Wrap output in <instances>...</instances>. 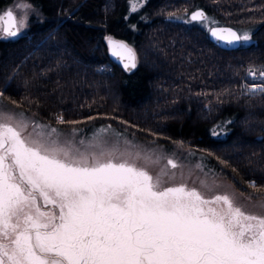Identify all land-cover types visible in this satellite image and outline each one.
<instances>
[{"label":"trees","instance_id":"obj_1","mask_svg":"<svg viewBox=\"0 0 264 264\" xmlns=\"http://www.w3.org/2000/svg\"><path fill=\"white\" fill-rule=\"evenodd\" d=\"M27 1L25 31L0 39L4 102L60 128L109 123L196 150L239 192L264 196V90H240L264 65V0ZM198 7L216 25L252 27L253 40L218 48L188 21ZM107 36L132 46L133 71L110 59Z\"/></svg>","mask_w":264,"mask_h":264},{"label":"snow or ice","instance_id":"obj_2","mask_svg":"<svg viewBox=\"0 0 264 264\" xmlns=\"http://www.w3.org/2000/svg\"><path fill=\"white\" fill-rule=\"evenodd\" d=\"M205 19L202 11L190 17ZM23 26L11 10L0 15V35ZM210 33L228 44L251 39L225 28ZM108 43L126 69L136 66L127 44ZM126 145L100 136L76 145L0 112V264H264V215L227 194L164 186L166 173L148 171L153 157Z\"/></svg>","mask_w":264,"mask_h":264},{"label":"rangeland","instance_id":"obj_3","mask_svg":"<svg viewBox=\"0 0 264 264\" xmlns=\"http://www.w3.org/2000/svg\"><path fill=\"white\" fill-rule=\"evenodd\" d=\"M6 9L13 12L17 21L21 19L24 20V26L19 30L16 36L21 35L25 31L28 26L27 23L29 17L36 12V9H34L31 3L27 0H13L6 7H2L0 15ZM188 21L192 22L189 17ZM214 22L212 16H206L205 20L196 23L201 28L208 30L211 25H216ZM236 29L239 35L247 34L251 37L248 41H241V44L244 45L253 40L252 31L254 29L252 27L236 26ZM4 37L5 36L0 35V39H4ZM129 46L132 48L131 45ZM262 69H264V65L247 68L245 76L242 79L243 81L240 84V90L243 91V93H251L252 86H255L254 82H258V79L249 78L247 72L254 70L256 74H258L259 70ZM261 83L264 88V77L263 80H261ZM0 112L13 115L22 114V116L29 122L48 126L49 129H56L57 134L62 139L72 141L76 145H80L81 141L85 142V145H87L89 142H93L98 136L103 137L113 144L118 142L122 150L127 146L126 142H131V145H134L131 149L132 151L140 150L153 157L155 162L148 164V171L151 175L155 177L162 173L167 174L163 176V179L166 181L164 186L186 184L189 188H196L201 191L206 198H211L218 194H227L246 212L264 215V196H249L239 192L229 180L223 178L219 168L216 167L210 158L196 150L181 148L175 144L162 141L157 142L154 140L137 139L129 130L116 129L109 123L85 125L84 127L60 128L56 125H50L48 122L36 120L31 114L4 102L1 97ZM28 131H32L31 126ZM213 135L221 136L222 132L215 129ZM169 159L175 163V168H172L171 165L168 164Z\"/></svg>","mask_w":264,"mask_h":264},{"label":"water","instance_id":"obj_4","mask_svg":"<svg viewBox=\"0 0 264 264\" xmlns=\"http://www.w3.org/2000/svg\"><path fill=\"white\" fill-rule=\"evenodd\" d=\"M6 11H9V9H6L5 11H3V13H5ZM196 11H202V12H204L205 17H206V12H205V10H204L203 8H201V7H198V8H196V9H194V10H191V11L188 13V17L190 18V17H191V14H192L193 12H196ZM3 13H2V14H3ZM2 14H1V15H2ZM14 16H15V15H14ZM195 22H199V21H195ZM211 28H225V29H231V30L235 31L238 35H239V33H238L237 29L234 28L233 26L231 27V26H227V25H223V24H221V25H211L210 28H209L208 31H207V37H208V38L210 39V41H212V42H213L218 48H220V49H225V50H233V49L239 47V45L241 44V41H238V42H235V43H232V44H228V43H226V42H223V41L217 40L216 38H214V37L211 36V33H210V29H211ZM14 37H15V36H14ZM14 37H11V38H14ZM109 38H111L113 41L123 42V43L127 44L128 46H129V44H128L127 42H125V41H122L121 39L116 38L115 36H113V37H107V38L105 39L106 48H107V54H109L110 59H111L113 62H115L116 64H118V65L122 68V70H123L124 72H125V71H126V72H131V71H133L135 67H134V68L129 67V68H127V69L124 67V64L127 63V60L122 61V60H120V59H118L117 57H115V56L112 55L111 50H110V47H109V43H108ZM129 47H130V46H129ZM130 48H131V47H130ZM131 49H132V48H131ZM133 52H134V51H133ZM135 57H136V54H135ZM135 61H136V60H135Z\"/></svg>","mask_w":264,"mask_h":264},{"label":"built area","instance_id":"obj_5","mask_svg":"<svg viewBox=\"0 0 264 264\" xmlns=\"http://www.w3.org/2000/svg\"><path fill=\"white\" fill-rule=\"evenodd\" d=\"M261 72H264V69L259 70V73L258 74H256V72L254 70H250V71L247 72V75H248L249 78H251V79H253V78L258 79L257 80L258 82H256L254 84L255 86H252V88H251L252 91H253V89H255V91L264 89L262 87V85H261L262 84L261 83V80H263V77H264V76L261 75Z\"/></svg>","mask_w":264,"mask_h":264},{"label":"flooded vegetation","instance_id":"obj_6","mask_svg":"<svg viewBox=\"0 0 264 264\" xmlns=\"http://www.w3.org/2000/svg\"><path fill=\"white\" fill-rule=\"evenodd\" d=\"M40 203H41V205H42V201H41ZM49 207H51V206H49Z\"/></svg>","mask_w":264,"mask_h":264}]
</instances>
